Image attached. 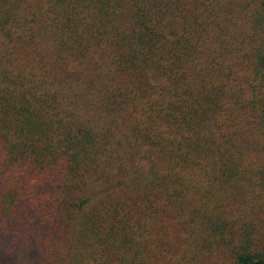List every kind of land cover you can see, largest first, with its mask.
Wrapping results in <instances>:
<instances>
[{
    "label": "trees",
    "instance_id": "obj_1",
    "mask_svg": "<svg viewBox=\"0 0 264 264\" xmlns=\"http://www.w3.org/2000/svg\"><path fill=\"white\" fill-rule=\"evenodd\" d=\"M0 211L38 264H264V0H0Z\"/></svg>",
    "mask_w": 264,
    "mask_h": 264
},
{
    "label": "rangeland",
    "instance_id": "obj_2",
    "mask_svg": "<svg viewBox=\"0 0 264 264\" xmlns=\"http://www.w3.org/2000/svg\"><path fill=\"white\" fill-rule=\"evenodd\" d=\"M2 223H9L0 211V264H38L44 263L48 252L51 251L49 241L46 240L45 250L39 249L36 241L23 242L19 229L15 226L5 229ZM42 257V258H41ZM45 258V259H44Z\"/></svg>",
    "mask_w": 264,
    "mask_h": 264
}]
</instances>
